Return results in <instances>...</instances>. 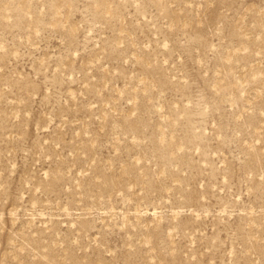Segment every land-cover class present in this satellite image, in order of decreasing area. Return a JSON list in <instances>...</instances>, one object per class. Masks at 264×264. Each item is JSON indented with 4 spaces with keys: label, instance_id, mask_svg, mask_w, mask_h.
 <instances>
[{
    "label": "rangeland",
    "instance_id": "1",
    "mask_svg": "<svg viewBox=\"0 0 264 264\" xmlns=\"http://www.w3.org/2000/svg\"><path fill=\"white\" fill-rule=\"evenodd\" d=\"M0 264H264V0H0Z\"/></svg>",
    "mask_w": 264,
    "mask_h": 264
}]
</instances>
